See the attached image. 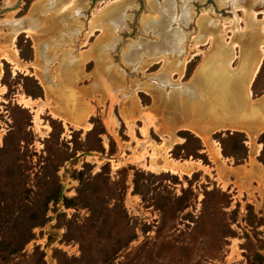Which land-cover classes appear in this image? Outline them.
Segmentation results:
<instances>
[{"label":"rangeland","instance_id":"374dc122","mask_svg":"<svg viewBox=\"0 0 264 264\" xmlns=\"http://www.w3.org/2000/svg\"><path fill=\"white\" fill-rule=\"evenodd\" d=\"M236 2L0 0V264H264V135L167 143L161 114L196 66L211 75V38L264 35V0Z\"/></svg>","mask_w":264,"mask_h":264},{"label":"crops","instance_id":"0c3cea01","mask_svg":"<svg viewBox=\"0 0 264 264\" xmlns=\"http://www.w3.org/2000/svg\"><path fill=\"white\" fill-rule=\"evenodd\" d=\"M31 28L33 27L31 26ZM31 28L28 27L24 30ZM231 35H233L231 38L232 40L237 36L240 43L241 39L239 38V34ZM229 36L228 39H226L224 36L223 37L224 39L229 40ZM198 40H207V36ZM211 41H213V43L210 44V47L213 50V53H215L213 59L215 57L217 64L220 62L223 54V45L220 38L216 35L211 38ZM249 41L250 43L246 46H242L241 44L240 46L235 45V53L236 46L239 56L242 52L243 53L242 57H239L238 64L236 66H233L232 62L230 63L232 67L231 69L233 70L220 71V69L218 70V68L215 67V70L213 71L206 65L207 70L204 73L211 74L207 75L206 77L204 74H202L203 67L201 65L196 66L195 70L190 73L188 80H186L187 82H184L185 88L180 92L181 98L178 97V92L169 91L170 97L166 99L163 92L164 103L162 105L163 111L161 113L162 121H164L165 116L170 117L173 123L176 124L175 127L178 129H180V127H186V129L189 128L194 132H200V134H207L210 131L216 129H224L225 131L229 132H248L250 137L253 135V133L254 136L258 132L263 133L264 89H261V91L256 93L253 92V86L251 87V82L256 74L251 79L247 87L245 82L241 79V75L247 71V66L253 63L257 56L256 48L252 42V39ZM39 50L37 55L40 57V60H42V54ZM47 54L50 56L49 52H47ZM18 59L27 66H30L31 64V62L22 61L19 57ZM38 60L34 62L39 64ZM41 62L42 64L45 63L44 60ZM205 62L207 64V60H205ZM195 72H198L202 75V83H198L193 80L192 75ZM42 74L45 76L46 80L45 83L41 81L42 84L46 85L47 83L48 85L53 83L54 79L48 76V71H44ZM208 79L213 80L214 85L210 83ZM247 88H249L248 93ZM157 102H159V97L154 94L152 101L153 109H155L154 106H156ZM157 121V124H159V120ZM252 153L253 152H251V154ZM253 154H256V152Z\"/></svg>","mask_w":264,"mask_h":264},{"label":"bare ground","instance_id":"6f19581e","mask_svg":"<svg viewBox=\"0 0 264 264\" xmlns=\"http://www.w3.org/2000/svg\"><path fill=\"white\" fill-rule=\"evenodd\" d=\"M233 3H235L236 1H238V0H231ZM236 3H238V2H236ZM72 4V3H71ZM237 6H239V5H237ZM249 7H251L252 6V4H250V5H248ZM74 7V6H73ZM236 7V6H235ZM66 7H63V8H61V10H64ZM257 9V7H254V8H251L250 9V11H254V12H256L255 10ZM28 19H29V21H30V24H31V26L32 27H34V24H33V22H34V19H33V13H31V15H29L28 16ZM8 24H9V22H10V24H12V27H13V29L16 31V32H18V30L16 29V25L14 26V24H13V21L14 20H12V21H7V20H5ZM258 22H260L261 24H264V22H261V21H258ZM31 28V27H30ZM32 29V28H31ZM16 34H14L13 36H11V40L14 38V36H15ZM9 38V37H8ZM252 39V38H251ZM250 40V39H249ZM260 40H264V35H262V36H260V37H257V39H252V41H253V43H254V46H255V48H256V53H257V56H258V58H257V56H256V59H255V61L253 62V63H251V64H249L247 67L248 68H246L247 69V71L246 72H244L242 75H241V79L245 82V84H246V87H247V85L249 84V82L251 81V79L254 77V75L256 74V71H257V69H258V66L260 65V63H261V61H262V58H263V56H264V53L263 52H261V53H259V55H258V52H257V43H258V41H260ZM221 43H222V45H223V47H226L225 45H224V42L223 41H221ZM239 43V42H238ZM227 45H229V46H231L232 45V39L230 40V42L229 43H227ZM239 45H240V43H239ZM229 46H228V48H223L224 50V53H226V51L229 49ZM146 47H149V45L148 46H146ZM231 48V47H230ZM10 53V52H9ZM6 54V53H5ZM13 54V53H12ZM11 59H12V61L15 63V64H17V65H19V66H22V64H20L18 61L19 60H15L14 59V57L11 55V53L10 54H7ZM147 56V55H146ZM156 59H159L158 57H155ZM11 59H9V60H11ZM154 59V58H153ZM155 59V60H156ZM230 60V58H228V59H226L225 60V62L223 61V63H224V65L223 66H218V64L220 63V62H218L217 64H216V59H211V60H209V64H211L210 66H209V68L211 69V70H215V67L216 68H218V70L220 69V71H231V70H233V69H231L232 67L230 66V62H228ZM208 61V60H207ZM247 61V60H246ZM152 62H153V60H152ZM186 61H183V64L185 63ZM12 63V62H11ZM149 63V62H148ZM151 63V62H150ZM215 64H216V66H215ZM16 66V65H15ZM23 67V66H22ZM17 68V67H16ZM18 68H20V67H18ZM195 74H196V72L192 75V78H193V80H194V76H195ZM248 79H249V82H248ZM164 81H167V82H170L171 80L170 79H168V77L167 78H165V79H163ZM138 85H140V86H142V85H145L144 83H138ZM179 90H184V86L183 85H179L178 87H177ZM164 93H169V91H164ZM131 98V97H130ZM30 102V101H29ZM26 103V102H25ZM128 103H130V102H128ZM35 105H36V103H35ZM38 105V104H37ZM27 106V105H26ZM126 110L127 111H130V112H132L131 110H132V108H130V104L129 105H127V107H126ZM168 115H170V114H168ZM172 115V114H171ZM165 121L168 123V125L169 126H171V127H173V128H171L170 130V132L168 133V136H169V139H168V137H167V143L170 141L171 142V140L176 136V134H175V130H176V128L177 127H175L176 126V124H174L173 123V121L170 119V117H165ZM84 122V121H83ZM84 124V123H83ZM80 125V124H79ZM175 125V126H174ZM84 127V126H83ZM180 128H182V127H180ZM184 128V127H183ZM186 128V127H185ZM244 128H247V127H244ZM189 129V128H188ZM216 129V128H215ZM192 131V130H191ZM210 132H212V131H210ZM200 133V132H199ZM251 137H252V135H251ZM253 137H254V133H253ZM177 141V140H176ZM209 141L210 142H213L214 144H215V141L213 140V139H211V137L209 138ZM253 144V143H252ZM254 145V151L255 152H257V150L260 148V144H258V143H254L253 144ZM170 148V147H169ZM214 148V151L217 153V155L219 154V149H218V147L216 146V147H213ZM219 157V156H218ZM172 164V163H171Z\"/></svg>","mask_w":264,"mask_h":264},{"label":"water","instance_id":"95a60500","mask_svg":"<svg viewBox=\"0 0 264 264\" xmlns=\"http://www.w3.org/2000/svg\"><path fill=\"white\" fill-rule=\"evenodd\" d=\"M13 24L14 26L16 27V29L18 31H22L24 30L25 28H28V27H31V24H30V21L28 19V16H21L19 18H16L14 21H13ZM184 86V84H181Z\"/></svg>","mask_w":264,"mask_h":264},{"label":"trees","instance_id":"16d2710c","mask_svg":"<svg viewBox=\"0 0 264 264\" xmlns=\"http://www.w3.org/2000/svg\"><path fill=\"white\" fill-rule=\"evenodd\" d=\"M224 133H226V134H230V133H238V134H240V135H241L240 142L243 144V141H242V140H243V136H244L243 133L238 132V131H231V132H229V131H225ZM262 135H264V132L259 134V136H262ZM243 157H244V156H243Z\"/></svg>","mask_w":264,"mask_h":264}]
</instances>
